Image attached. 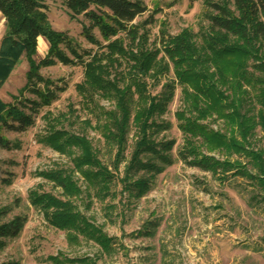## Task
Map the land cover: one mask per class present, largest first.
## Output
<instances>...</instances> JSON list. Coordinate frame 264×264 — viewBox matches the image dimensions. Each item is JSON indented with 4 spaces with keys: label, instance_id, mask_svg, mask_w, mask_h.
I'll list each match as a JSON object with an SVG mask.
<instances>
[{
    "label": "trees",
    "instance_id": "1",
    "mask_svg": "<svg viewBox=\"0 0 264 264\" xmlns=\"http://www.w3.org/2000/svg\"><path fill=\"white\" fill-rule=\"evenodd\" d=\"M47 1L0 0L6 26L0 49V91L23 56L29 64L27 84L18 96L12 97L13 103L5 104L0 99V148L12 150L14 143L5 133L27 131L34 126L40 109L56 99L57 88L40 70L58 63L82 64L84 79L76 89L98 117L96 129L101 137L108 145L117 147L113 169L100 161L85 134L76 135L64 129L65 116L48 118L47 136L41 142L69 157L73 168L59 166L40 173L61 189L60 197L39 189L29 193L31 206L39 210L49 226L64 232L70 245L85 240L108 256L117 252L118 240L82 213L77 201L85 194L100 202L114 199L117 183L121 184L120 194L127 193L139 201L151 192L153 180L175 164V141L159 142L155 134L170 128L169 124L157 123V118L167 112L176 84L182 86L185 103L176 115L185 138L180 159L187 166L221 180L232 174L264 191V151L252 145L255 131L260 128L264 132V0H205L204 16L209 22L206 44L199 48L189 30L174 37L162 32L161 49L149 48L145 34H139L144 25L134 24L148 11L144 0H63L71 19L84 16L88 20L82 36L99 46L94 54L84 51L82 55L68 34L53 29L47 16ZM94 30L106 45L99 43ZM40 37L49 43V50L44 59L37 61ZM85 56L86 62L82 61ZM170 65L175 81L165 83L160 94L151 95L148 78L157 79L160 74L169 73ZM25 91L35 99L24 97ZM99 100L114 103V109L106 110ZM209 118L222 121L224 130L216 131L205 124ZM84 125L91 127V122L86 120ZM133 127L135 143L127 159ZM234 157L238 159L233 160ZM242 157L247 159L246 164L240 161ZM123 163L121 178L119 170ZM75 173L84 179L86 191L78 186ZM7 215L8 209L0 210V252L9 241L20 237L28 221L17 216L4 222ZM156 226H150L145 235L151 237ZM51 260L62 264L55 257ZM64 261L94 264L88 257Z\"/></svg>",
    "mask_w": 264,
    "mask_h": 264
},
{
    "label": "rangeland",
    "instance_id": "2",
    "mask_svg": "<svg viewBox=\"0 0 264 264\" xmlns=\"http://www.w3.org/2000/svg\"><path fill=\"white\" fill-rule=\"evenodd\" d=\"M204 1L144 0L148 11L134 24L144 25L139 34H145L151 49L163 47L162 32L174 37L185 30L191 32L193 42L200 48L206 44L205 36L209 32ZM47 16L55 31L66 33L74 40L81 55L84 51L94 54L99 50V46L90 44L82 36L84 27L89 25L88 20L84 16L71 19L63 0H48ZM2 25L0 19V30ZM93 35L99 43L106 45L97 30ZM43 40L46 45L39 44V40L37 42V61L48 54L49 43ZM87 60V56L82 59L84 62ZM28 70V61L23 56L0 91V99L5 104L13 103L12 97L24 89ZM40 74L57 88L56 99L50 106L40 109L34 126L27 131L5 133L7 139L14 143L12 150L0 148V210L8 209L3 221L9 222L17 216L28 220L20 237L9 241L0 252V264H56L51 260L54 257L62 264H68L65 259L86 257L91 258L94 264H264V191L232 174L221 180L219 176L187 166L180 159L185 138L176 115L184 109L185 103L179 84L175 86V96L167 112L157 118V123L169 124L170 128L155 134L159 142L175 141L172 151L175 164L153 180L151 192L136 201L127 193L120 194L121 184L117 183L114 199L100 202L94 197L89 199L85 194L77 201L82 213L102 227L109 237L118 240L117 252L108 256L93 242L85 240L79 245H70L66 234L49 226L39 210L29 202L32 190H43L57 197L62 195L61 189L43 178L41 172L63 166L73 168L69 157L41 142L47 136L48 118L65 116L64 129L76 135L85 134L100 161L111 170L117 147L108 145L101 137L96 129L98 117L92 114L91 107L86 106L77 92L76 86L84 79L82 64L65 66L58 63L42 68ZM174 81L170 65L169 73L160 74L157 79L148 78L149 93L158 95L165 83ZM23 95L35 99L29 91ZM99 103L106 110L114 109L112 102L99 100ZM86 120L91 122V127H85ZM204 123L216 131L224 130V123L214 121V118ZM134 143L133 127L125 154L127 159ZM252 145L264 151V132L260 128L255 131ZM214 156L223 160L219 154ZM240 161L247 163L244 157ZM123 170L124 163L119 170L121 178ZM74 179L86 191L85 181L79 173H75ZM152 225H157L153 235L146 236Z\"/></svg>",
    "mask_w": 264,
    "mask_h": 264
},
{
    "label": "crops",
    "instance_id": "3",
    "mask_svg": "<svg viewBox=\"0 0 264 264\" xmlns=\"http://www.w3.org/2000/svg\"><path fill=\"white\" fill-rule=\"evenodd\" d=\"M0 19H2V21H3L2 30H0V49H1L2 41H3L5 33H6L5 19L3 18L1 13H0ZM39 39H43V38L40 37Z\"/></svg>",
    "mask_w": 264,
    "mask_h": 264
},
{
    "label": "bare ground",
    "instance_id": "4",
    "mask_svg": "<svg viewBox=\"0 0 264 264\" xmlns=\"http://www.w3.org/2000/svg\"><path fill=\"white\" fill-rule=\"evenodd\" d=\"M39 40V44H41L42 46L43 45H46L45 41L43 39H38Z\"/></svg>",
    "mask_w": 264,
    "mask_h": 264
}]
</instances>
